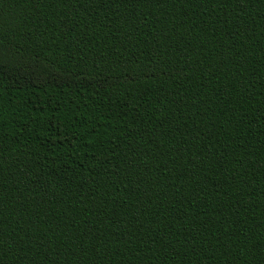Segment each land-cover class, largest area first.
I'll list each match as a JSON object with an SVG mask.
<instances>
[{"label":"trees","instance_id":"obj_1","mask_svg":"<svg viewBox=\"0 0 264 264\" xmlns=\"http://www.w3.org/2000/svg\"><path fill=\"white\" fill-rule=\"evenodd\" d=\"M0 264H264V0H0Z\"/></svg>","mask_w":264,"mask_h":264}]
</instances>
